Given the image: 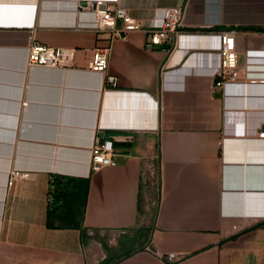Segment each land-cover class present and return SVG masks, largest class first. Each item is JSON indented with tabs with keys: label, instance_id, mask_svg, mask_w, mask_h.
<instances>
[{
	"label": "crops",
	"instance_id": "1",
	"mask_svg": "<svg viewBox=\"0 0 264 264\" xmlns=\"http://www.w3.org/2000/svg\"><path fill=\"white\" fill-rule=\"evenodd\" d=\"M33 4L34 36L74 55L31 65L29 28L0 24V264H264V0H117L143 26L104 72L85 1L0 0V23ZM171 5L177 46L148 48ZM227 28L240 82L215 88ZM107 140L116 163L91 169ZM13 168L30 175L9 185ZM52 174L89 177L79 226H48Z\"/></svg>",
	"mask_w": 264,
	"mask_h": 264
},
{
	"label": "built area",
	"instance_id": "2",
	"mask_svg": "<svg viewBox=\"0 0 264 264\" xmlns=\"http://www.w3.org/2000/svg\"><path fill=\"white\" fill-rule=\"evenodd\" d=\"M82 8L89 9L93 13L91 26L101 34H108L110 44L97 46L89 61V67L93 70L104 72L109 64L112 51V42L119 38H126L130 32L139 30L143 26L140 18L131 14L127 9H116L113 3L117 0H75ZM184 8L181 5L166 6L163 10L161 24L149 30L146 46L153 48L155 45H163L167 50H173L177 46L178 37L183 25ZM24 23V22H23ZM30 39L28 42V61L31 65L65 67L70 64L74 51L62 46H53L39 41L34 36L35 23L29 26ZM220 65L215 73V88L227 84L240 82L237 79L238 68V44L237 30L227 28L220 34ZM117 76L108 75L107 80L112 85L117 84ZM264 137V131L261 132ZM112 141L104 143L95 142L91 147L90 168L99 169L104 165L115 164ZM29 170L13 168L8 177V184L14 183L18 177H28Z\"/></svg>",
	"mask_w": 264,
	"mask_h": 264
},
{
	"label": "trees",
	"instance_id": "3",
	"mask_svg": "<svg viewBox=\"0 0 264 264\" xmlns=\"http://www.w3.org/2000/svg\"><path fill=\"white\" fill-rule=\"evenodd\" d=\"M89 181V177L51 175L47 209L48 226H79L81 224L83 214L81 204L87 197Z\"/></svg>",
	"mask_w": 264,
	"mask_h": 264
},
{
	"label": "rangeland",
	"instance_id": "4",
	"mask_svg": "<svg viewBox=\"0 0 264 264\" xmlns=\"http://www.w3.org/2000/svg\"><path fill=\"white\" fill-rule=\"evenodd\" d=\"M37 5H31L30 7H29V11H30V13H31V16L29 15V17L28 18H24L23 20H24V23L23 22H19L21 19H16V20H10V19H7V20H5V21H7L6 23H0L1 25L2 24H6V25H8V24H15V25H18V26H21V27H25V28H28L27 26H29V24H30V22H32V23H35V20H36V15H37V7H36ZM6 7H8V6H6ZM9 8V7H8ZM10 9V8H9ZM6 16H7V14H5ZM5 16V17H6ZM2 20V19H1ZM25 21H27V22H25Z\"/></svg>",
	"mask_w": 264,
	"mask_h": 264
},
{
	"label": "water",
	"instance_id": "5",
	"mask_svg": "<svg viewBox=\"0 0 264 264\" xmlns=\"http://www.w3.org/2000/svg\"><path fill=\"white\" fill-rule=\"evenodd\" d=\"M218 95H220V92L218 93Z\"/></svg>",
	"mask_w": 264,
	"mask_h": 264
}]
</instances>
